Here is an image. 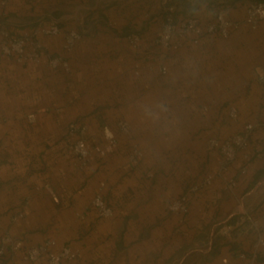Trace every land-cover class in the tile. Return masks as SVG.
<instances>
[{
  "label": "crops",
  "instance_id": "0c3cea01",
  "mask_svg": "<svg viewBox=\"0 0 264 264\" xmlns=\"http://www.w3.org/2000/svg\"><path fill=\"white\" fill-rule=\"evenodd\" d=\"M163 3L0 0V26L16 35L51 20L61 26L55 35L36 33L38 62L0 51L3 264H29L23 248L46 240L54 250L70 246L72 264H242L236 253L250 251L258 234L264 238V174L257 176L264 166V83L256 80L264 67V14L252 27L243 22L247 3L202 5L195 13L201 24L233 19L240 27L227 37L184 36L170 49L157 44L159 23L135 43L114 34L128 24L139 30ZM70 29L85 33L65 53L69 70L50 68L47 59L63 54ZM229 106L237 119L228 117ZM78 118L91 146L85 160L69 148L75 136L68 127ZM247 123L254 125L250 158L224 164L210 140L224 141ZM135 149L140 158L132 163ZM233 177L236 187L225 189ZM97 193L111 216L98 217L91 207ZM182 194L188 212L179 221L169 204Z\"/></svg>",
  "mask_w": 264,
  "mask_h": 264
},
{
  "label": "built area",
  "instance_id": "2783aa9c",
  "mask_svg": "<svg viewBox=\"0 0 264 264\" xmlns=\"http://www.w3.org/2000/svg\"><path fill=\"white\" fill-rule=\"evenodd\" d=\"M244 23L255 27L262 15L264 14V0L253 3H248L245 8ZM241 21L233 19H224L219 21H211L206 24L198 23L195 17H188L181 20L176 27L172 24L170 16H167L163 22V27L158 35L157 44L164 49L177 47L181 43V38L188 35H206L218 34L222 37H227L231 31L240 27ZM41 32L44 35H55L60 32L57 20H51L50 23L44 27H40L32 34L14 35L9 32L4 26H0V51L7 57L12 58L16 62H38L41 55V44L36 39V33ZM81 34L77 29H70L64 37L63 49L66 52L72 50L75 43L80 39ZM131 41L135 43L138 39L137 35L130 37ZM47 65L50 68H62L64 71L69 70L67 60L60 55L52 56L47 59ZM166 71L165 66L160 67V72ZM256 80L259 83H264V67L256 74ZM228 117L237 119L238 112L234 106H229L227 110ZM120 132L126 134L129 132V125L125 121L117 123ZM254 125L247 123L244 125L242 132L229 136L224 141L211 139L209 146L218 150L221 160L224 164L234 161L239 150H244L247 147L248 137L253 130ZM69 134H74L75 139L69 145L70 150L80 159H87L90 155L91 146L86 139L87 126L85 124H78L73 122L68 127ZM256 155H259L256 151ZM140 158V152L134 150L130 156L132 163H137ZM248 160L249 155H244ZM244 172V168L241 170ZM210 177H207L205 182L208 183ZM237 185V180L233 177L228 179L223 187L227 190H233ZM91 207L95 210L98 217H109L113 214V209L108 205L102 195L97 193L92 201ZM169 210L179 215V221H182L188 212L187 196L182 194L169 204ZM249 218V217H248ZM257 232V230H256ZM220 234H227L228 230H219ZM259 233V232H257ZM55 242L53 240H46L40 244L32 245L23 248V259L29 264H72L76 258V253L73 249L64 245L57 249H53ZM20 243L12 245V249H19ZM6 255V244H0V259ZM237 257L242 261V264H264V238L258 234L255 238L252 249L248 252L238 251Z\"/></svg>",
  "mask_w": 264,
  "mask_h": 264
},
{
  "label": "trees",
  "instance_id": "16d2710c",
  "mask_svg": "<svg viewBox=\"0 0 264 264\" xmlns=\"http://www.w3.org/2000/svg\"><path fill=\"white\" fill-rule=\"evenodd\" d=\"M159 1H162V0H159ZM257 1H260V0H164V3L161 5L159 10L154 15H151V17L145 22L144 26H142L139 30L133 29L128 24V25L123 26V28L121 29L120 32H116V30H113V31H114V34H117L121 37H130L132 35L142 36L143 33L148 29V26L150 23L154 22V23H159L162 25V23L165 21L167 16H170V18L172 20V24H174L177 27L178 23L181 20L186 19L188 17H195V13H196L197 9L202 5H204L207 10H214V8H215V10H218L219 8H223V7H227V6H234L237 3H247L248 4V3H253V2H257ZM214 12L217 13V11H214ZM92 15H93V12H90L86 17L91 18ZM88 20L86 21V23L88 22ZM197 21H198V23L201 24L199 19H197ZM208 21L210 22L212 20H208ZM215 21H219V20H215ZM36 26H37V24H36ZM58 26L61 29L60 23H58ZM32 27H35V25ZM161 28H162V26H161ZM77 30L79 31L81 36L85 33L83 31H81L80 29H77ZM10 33L12 34V32H10ZM87 33H89V32H87ZM65 53H67V52L63 49V54H59V55L63 56L66 59ZM58 69H62V68H58ZM76 123L85 124L79 118L76 121ZM250 137L251 136L248 137V142H247L248 144L250 143ZM248 148L249 147L247 145L245 154L251 156V153L249 152ZM239 156L241 157V159L243 161L246 160L243 158L242 153H238L236 158ZM261 174H264V166L257 173V176H259ZM5 258H6V255L0 259V264L4 263Z\"/></svg>",
  "mask_w": 264,
  "mask_h": 264
},
{
  "label": "rangeland",
  "instance_id": "374dc122",
  "mask_svg": "<svg viewBox=\"0 0 264 264\" xmlns=\"http://www.w3.org/2000/svg\"><path fill=\"white\" fill-rule=\"evenodd\" d=\"M155 14V13H154ZM154 14H152V15H154ZM162 27H163V23H162ZM162 29V28H161ZM12 34H14V33H12ZM14 35H16V34H14ZM75 136V135H74ZM86 139H87V137H86ZM74 140V139H73ZM72 140V141H73ZM87 141H88V139H87ZM88 143H89V141H88ZM90 144V143H89Z\"/></svg>",
  "mask_w": 264,
  "mask_h": 264
}]
</instances>
